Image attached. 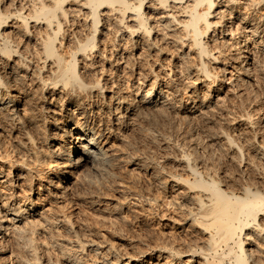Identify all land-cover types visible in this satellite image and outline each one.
<instances>
[{"label": "rangeland", "instance_id": "374dc122", "mask_svg": "<svg viewBox=\"0 0 264 264\" xmlns=\"http://www.w3.org/2000/svg\"><path fill=\"white\" fill-rule=\"evenodd\" d=\"M247 1L239 0L238 14L233 12L229 17L225 13L223 20L220 19L222 28L216 25L215 32L209 30L206 33L204 38L210 46L219 50L225 41L223 38L230 37L228 43L238 37L241 39L239 35L245 32L241 33L240 27L246 25L241 16L251 21L259 20L264 5L261 3L255 7L252 4L251 7ZM183 2L173 4L171 1L170 4L169 1L172 5L170 12L178 19L183 17L179 6ZM23 4L26 9L30 8V0H0V11L8 16L5 23L0 22V33L8 31V39L4 40L13 47L10 58L0 57V77L12 86L6 93L19 95V100H23L27 107L23 112L21 106L19 118L13 120L14 123L5 122L0 117V205L7 201L16 209L32 199L39 208L19 222V225L25 223L27 244L33 247L32 253L25 251V247L22 250L13 245L7 235L5 241L0 240L3 246L0 263L19 264L17 259L21 257L22 262L27 260L29 264H70L69 259L76 257L78 264H108V261L113 264L111 261L116 262L115 258L119 259L117 262L128 261L127 264H166L169 249H187V252L194 251V261L186 262L185 256L179 260L181 264H202L200 250L195 247L203 244L201 239L205 234L189 226L185 218L188 205L180 195L187 189L184 184H176L175 179H191L188 164L195 163L205 176L219 178L220 186L226 190L238 191L249 182L264 192V159L255 154L257 147H264V129L261 128L264 123V70H261L264 69V53L258 48L257 40L246 44L248 55L254 61L248 64L254 67L249 68L248 77L236 74L231 67L235 64L229 61L224 50L225 60L208 64L212 72H221L225 82L218 91L211 93L209 100L204 97L206 102L202 104L203 96L208 93L202 83L203 77L196 71L200 62L194 51L189 50L187 37L182 47L178 40L173 44L166 36L170 31L160 23L156 24L160 19L153 10L154 0H143L142 9L154 27L148 38L138 37V30L128 36L125 26L133 21L125 18V23L119 26L118 12L100 8L96 46L91 52L86 50L82 55L78 54V65L87 64V81L98 80L102 87L94 86V81L93 84L88 82L93 85L88 95L84 91L80 98L74 97L72 101L80 99L82 107L91 103L93 113L101 107L98 114H92V119L102 116L103 122L94 124V127L99 133V145L109 160L106 168L95 176V171L90 168L74 169L75 173L68 175L71 181L59 186L55 178L50 179L55 165L39 166L34 159L37 156L46 158V153L54 147L53 137L58 138L59 131L51 130L49 121L52 118L61 121L56 110L63 112L67 105L70 109L75 108L77 116L81 109L72 104L59 109L62 102L56 93L58 85L53 90L49 81L47 87L41 84L42 76H48L52 66L51 60L47 59L41 70L43 61L38 44L41 41L38 40L44 34L45 25L28 19V37L21 32L23 25L8 12ZM63 7L66 17L60 16L62 30L56 45L62 55L68 57L79 45L77 42L82 43V39L89 36L90 16L81 1L67 0ZM227 9L224 5L220 10L227 12ZM261 18L257 28L264 39V18ZM228 27L233 30V35L224 34ZM174 31L182 34L178 25ZM0 41H3L2 35ZM149 41L155 45L148 47ZM181 53L185 55L181 56ZM257 64L263 65L259 67ZM12 65L20 76L9 74ZM223 67L226 69L222 71ZM39 70L40 74L37 73ZM153 76H158L164 92L165 106L162 105L161 109L138 101L137 90L148 87ZM65 92H60L64 99ZM119 96L123 99L120 98L122 101L118 105L122 118L117 122L113 119L116 113L107 110V104ZM26 101L30 104L26 105ZM85 174L95 178L89 180ZM169 201L177 205L170 206ZM178 203H183L184 209ZM261 215L259 212L257 219L264 223ZM94 248L97 253L92 250ZM222 248L227 250L225 245Z\"/></svg>", "mask_w": 264, "mask_h": 264}, {"label": "bare ground", "instance_id": "6f19581e", "mask_svg": "<svg viewBox=\"0 0 264 264\" xmlns=\"http://www.w3.org/2000/svg\"><path fill=\"white\" fill-rule=\"evenodd\" d=\"M48 1L30 0V6H29L30 8L28 7L29 9H26L25 8L26 5L23 4V6L21 5V7L9 11L10 13L8 12V14H10L9 16H11L12 18H15L17 21L21 22V24L23 25L21 32H23L27 37L30 33L29 30L30 28L28 27L29 23H27L28 19H31V21L34 20L35 24L43 23L45 25L44 34H41L38 40L41 41L40 43H38L40 44V48L38 47L40 49V54H41L40 57L42 58L43 61L41 70L44 68L45 66L44 63L45 61H47V59L51 60L50 64H52V66H50L51 69L49 70V75L46 77L42 76L41 84L43 85V87L45 86L47 87L50 84L52 85L51 88H53V90L56 89V85H58L59 91H57L56 93L59 95L60 101L62 102L59 103V105H61L59 109L64 107L65 104H72V106L76 107V109H81L80 112L77 111L78 112L77 116H76L75 108L70 109L67 105L65 106L64 110H62L63 112H57L56 110L55 114L60 116L61 121L60 120L56 121L57 119H53V118L52 120L49 121V124H51L50 129L51 130L55 129L59 131L58 138H54L52 136L53 140H55V144H53L54 147L50 148L49 151L46 153L45 155L46 158L40 159L37 156L36 159H34L38 161L39 166H45L52 163L55 165V168L52 169L51 171L50 179L52 180L53 178H55L57 185L60 186L62 183L65 184V182H70L71 180L68 179V175H72L73 172L75 173V170L79 168H85V167L90 168L92 169V171H95L93 172L95 173L94 174L95 176L97 172H100L102 169L106 168L105 165L108 164V160H109L105 151L99 145L100 142L99 133L97 132V129L94 127V124H101L102 116L97 120L92 119L93 116L92 114H98L99 112L98 110L101 107L97 110L98 112L96 111L95 113H93L92 112L93 109L90 108L91 103H87L86 107L84 106L82 107L81 105L82 101L80 99L77 100L75 98L76 100L72 101L74 97H79L82 93L84 94V91L87 94L92 90L91 88H93L92 87L93 85H88V84L92 83L94 80L90 82V80L87 81L86 79L87 64L82 66L78 65L79 64L78 54L82 55L83 52H85L86 50L91 52L90 50H92L96 46L95 34H97L96 32H100V29L98 27L100 21L99 20L100 8L103 7V8H107V11L118 12L119 18L117 21L119 26L120 24L125 23L124 22L125 18L129 17L130 18L129 20L133 21L132 22L133 24H129L125 26L128 36L134 34L135 30H138L139 31V34H137L138 37L139 35H141L143 37L145 36L146 38H148L152 28L154 27L149 23V19H150L149 15H145L144 10L142 9L143 0H78V2L81 1L82 6H86L88 8L87 14H89L90 16L89 26L91 27V31L89 36H87L86 39H82L81 41L82 43H79L80 41H78L77 43L79 45H77L75 49L70 52L69 56L67 55L68 57H65L62 55V52L58 50L59 46L56 45V40H59L58 36L61 35V30H62L61 27L62 21L60 20L61 19L60 16H64V19L66 17L65 16L66 10L64 9L65 7H63V3L67 0H48ZM169 1L170 4L171 1L173 4L184 1L182 4H179L181 12L183 13L182 18L180 19L176 18V15H173V13L170 12L171 11L170 8L172 7V5L169 4ZM154 3L156 5L153 6V10H155L159 14V19H160L156 24L160 23L165 30H168V32L170 31V34L167 35L166 33V36H169V38L172 39L171 43H173V41L176 42V40H178L179 41L178 44H181L182 47L183 43L186 42L184 41V38L187 37L188 39L187 44L189 50L194 51L198 61L200 62L197 64L196 71L203 77L202 83L204 85L205 90L208 93L206 96H203V99L201 100L202 104L203 102H206L204 101L205 99L204 97H207L206 99L209 100V98L212 97L211 93L213 91H218L222 87V84L225 82L224 76L223 77L221 76V72H212L211 68L209 69V65H208V64L217 63L218 61L225 60L224 58L225 56L223 57L224 52L222 50L226 52L229 61L232 60V62L235 64V65L231 64L232 69L236 72L237 75H242V77L243 76L248 77L247 74L251 72L249 71V68H254V67H249L250 65L248 66L250 62L254 63V61L253 59H251L250 57L251 55L250 56L248 55L249 52L247 51L248 49L246 48V44L248 42L250 43L251 40L253 41L257 40L259 44L258 48L260 47L261 49L260 51L264 53V39L261 38L260 36L262 32L257 28V24L260 23L258 21L260 20L261 15L263 16L264 13L259 14L260 17L258 16L259 20L257 19L258 20L257 22L246 19L245 16L244 17L241 16L240 18L242 19V21L246 20V25L240 27L241 33L245 32L244 34L239 35L242 38L241 39H239V37L237 39L234 38L235 40L231 43L227 42L228 38L230 39V37H228L227 39L223 38V40L225 41L224 43L222 42L223 44L220 45L221 49L219 48V50L213 48L212 45L210 46L207 38L206 39L204 38L209 30L215 32L216 25H219V27L222 26L221 20L223 19L221 18L225 17L224 16L225 13L228 14L229 17L233 12H236L238 14L239 12L238 10H240L238 6L239 0H154ZM247 3L249 5L253 4L256 7V5L259 4L261 6V3L262 5H264V0H248ZM224 5L228 7L227 12H225V10L224 11L220 10L221 6ZM253 5L251 7H253ZM5 15L6 14L0 11L1 23L6 22V18L8 16L6 17ZM211 17L213 19H211ZM175 24L178 25V27H181L182 29L181 35L176 34V32L174 31L176 26ZM224 31H228L227 33L226 32L224 33L226 34V36L228 34L230 35L234 34L231 27L225 28ZM7 32L6 33L3 32L2 34L0 33L3 39L2 42L0 41V57H4V58L6 56H9L10 58L13 48V47L11 48L10 45H8L9 43L7 44L6 41L4 40L5 38H7L6 35ZM171 36H173V38L175 36V39L171 38ZM133 41L134 40H132V42ZM151 42L149 41L146 45L148 47H151L152 45L154 46L155 44ZM59 44L62 46L61 40ZM253 44H255V42ZM217 47H219V45H217ZM214 49H216V51H214ZM177 50H179V48ZM183 53H181L180 55L181 56L185 55ZM253 53L254 52H252V54ZM255 62L258 63V61ZM257 65H259V67H262L263 64L262 65L257 64ZM221 69L223 71L226 68L224 69L223 67ZM15 70L16 69H14V66L12 65L9 74L16 75V77L17 75L20 76V74L16 73ZM41 70H39L37 73L40 74ZM261 70L264 69L261 68ZM222 75H224V73ZM158 79H159L158 76H153V79L149 82L148 87L146 88L144 87V89L137 90L139 91L137 92V96L139 97L138 101L140 103L161 109V107H163L162 105L165 104V100L162 98L164 97V92L163 89L161 88ZM93 83L94 86L96 87H102L100 86L98 80L94 81ZM165 83L168 82L165 81ZM9 86H11L9 81L2 80L0 77V117L4 119L5 122L10 123L13 122V120H16V118H19V113L21 109L23 112H25L27 107L24 106L23 100H19L18 97L19 95L16 96L13 94L11 95L8 92L6 93V91H8ZM60 92L66 93L67 96L65 95L66 96L65 99L64 97L60 96L62 94ZM83 97L86 98V95L85 96L83 95ZM120 98H121L120 96L115 97L114 99H112L114 103L110 102L107 104L108 105L107 110H112L116 113L115 115H113L114 117L113 116L112 117L117 122L120 120V118H122L120 112H118V105H120L121 101L123 100L122 98H121L122 100ZM25 104L28 105L30 104V102L26 101ZM21 106L23 107L21 108ZM51 112L54 113L55 111H51ZM248 117L250 118V116ZM42 119L44 121L45 117H43ZM115 121L114 124L116 123ZM261 128L264 129V123L262 124ZM230 143L231 141L229 142V144ZM49 146H52V144ZM255 154L257 155L258 158L264 159V147L262 146L257 147L255 150ZM10 167H12V165H10ZM188 167L190 169L192 178L191 179L176 178L175 181L177 180L176 184H180V185L184 184L187 189V191L183 192L180 195L181 198H183V200H185L188 205L186 206L188 208L186 209L187 212L185 214L186 215L185 218H187L186 220L189 221L188 222L189 226L197 228L196 231L199 230L202 234L203 233L205 234V237L201 239L203 240L202 242L203 244L195 247L198 250H200L202 264H263L264 223L259 221V219H257V216L259 212H262L261 217L264 219V192L258 188H255L254 186L252 187L251 185H249L250 184L249 182H248L249 184L245 183L244 185L239 187L238 191L226 190L225 188H222L220 186L219 178L205 176L197 169L195 163H189ZM85 175L89 180H91V178H95L93 176H89V174H85ZM3 180L5 179H2V181ZM75 180L76 179H74V181ZM35 198L38 199V197ZM183 203H178V205L181 206L182 204L181 208H183L184 206ZM167 204L170 206H175L174 204L176 203L169 201L167 202ZM176 207L178 208V206ZM38 208L39 207L36 206L35 203H33L32 199L31 201L26 203L24 207L16 206V209H14V207L12 208V206H9L7 201H4L0 205V240L1 239L4 240L5 236L9 235L10 239L13 240L11 241L14 243V244L11 243V246L15 245L18 248H22V250H24L23 248L25 247V251L27 252L29 251L30 253H32L33 247L27 244L28 238L27 235L25 234L26 232V230L24 229L25 223L19 225V222L21 221V219L24 220V218H26L27 215H30V212L33 211L32 214H34L36 209ZM15 239L18 240L15 241ZM230 243H232V245H230ZM223 245L227 246V250L222 248ZM0 246H1L0 252H2L3 246L2 245ZM5 247L6 246H4V248ZM188 247L191 248V246ZM169 248L170 247H168V249ZM92 250L97 253L96 248ZM192 252H187V249L186 251L185 249L184 251L181 250L179 251L177 249H173V250L169 249L166 254V264H181L182 261L179 260L181 259V257H185V256H187L186 262H192L194 261ZM62 253L64 254V251H62ZM117 259L115 258L116 262L119 260ZM69 260H71L70 264H78L77 263L78 260L76 257H73L72 259ZM22 261L23 260L21 259V257L17 259V262H19V264L20 263L23 264L24 262L27 263V260L24 262ZM33 262L37 263L36 261ZM111 262L113 264H127L128 261L127 262L120 261L117 263L114 261ZM107 263L109 264L110 262L108 261Z\"/></svg>", "mask_w": 264, "mask_h": 264}]
</instances>
